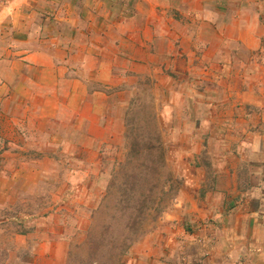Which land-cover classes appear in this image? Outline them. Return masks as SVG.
Here are the masks:
<instances>
[{"label":"crops","instance_id":"0c3cea01","mask_svg":"<svg viewBox=\"0 0 264 264\" xmlns=\"http://www.w3.org/2000/svg\"><path fill=\"white\" fill-rule=\"evenodd\" d=\"M25 1L39 5L37 0ZM117 1L40 0L42 5L33 10L38 21L27 18L37 24L18 41L20 47L14 52L0 45V200L5 204L12 205L36 187L44 179V164L54 162L56 155L63 154L69 168L72 160L78 162L79 183L96 180L102 154L121 149L125 112L140 80L150 77L156 98L163 92L166 98H180L175 88L187 81L171 82L167 72L187 76L203 65L205 53L189 47L190 36L169 15L174 8L190 12L191 0ZM197 1L198 11L204 13L212 0ZM259 5V0L247 2L246 24L252 28L246 39L223 33L224 39H239L247 51L257 50L264 38V31L253 30L254 24H264ZM223 8L215 5L214 16L208 18L216 26ZM213 38L220 42V32ZM212 53L222 54L221 48ZM256 100L245 98L251 105ZM34 138L35 143L30 140ZM30 150L37 154L29 155ZM221 150L213 160L211 189L204 171L182 170L183 185L172 210L160 220L163 226L130 248L128 264H173L174 254L196 240L207 253L202 264H264V142ZM48 151L54 154L52 159ZM76 152L77 157L72 156ZM182 156L176 162H183ZM69 172L63 182L69 184L64 198L71 204L77 177L72 169ZM82 186L83 200L72 203L80 219L75 229L81 232L87 229L81 221L92 208L90 200L100 194L99 188ZM188 222L191 233L184 229ZM66 229L56 220L15 235L20 247L31 243L26 263L66 264L70 240Z\"/></svg>","mask_w":264,"mask_h":264},{"label":"rangeland","instance_id":"374dc122","mask_svg":"<svg viewBox=\"0 0 264 264\" xmlns=\"http://www.w3.org/2000/svg\"><path fill=\"white\" fill-rule=\"evenodd\" d=\"M37 1L39 5L33 3L32 6L25 0H0L1 46L6 44L8 48H14V52L20 47L18 41L26 35L30 25L36 26L35 21L39 19L33 10L36 11V8L40 7L43 2ZM118 1L132 3L133 0ZM178 1L180 0H173L177 4ZM217 1L216 4L213 0L210 4L208 3V8L204 13L198 11L200 5L197 0H191L190 12L182 9L179 12L175 8L169 12V15L176 18L181 31L187 32L190 36L189 47L197 49L198 53H205L203 65H199V69L188 72L187 76L178 72H167L171 82L177 81L178 78H182L181 81L184 79L187 81V85L175 88L180 91V98H166L165 92L160 95V98H156V95L150 91V77L145 76L140 80V88L136 96L130 98L129 104L133 103V109L129 110L128 104L125 112L124 135L126 129L130 127L126 125V121L133 115L136 123L139 121L142 124V120L145 119L152 121V127H156L161 136L166 150L165 161L169 159V162H166L165 172L172 176L174 186L170 206L158 214L151 211L147 215L141 236L129 247L121 260L104 255L96 257L93 262L87 254V231L96 225L106 224L109 219L107 214H103L97 217L96 221L92 213L99 205L105 187L111 178V172L116 163L114 158L116 156L121 158L117 161L125 159L126 140L123 138L119 153L115 150H107L106 154H102V165L97 179L88 183L78 181L81 174L78 162L72 160V166L69 168L63 154L56 155L54 162L44 164V179L23 196L14 199L13 204H10L12 207L9 203L5 204L4 199L0 200V264H27L26 261L30 259L31 254V243H28L26 247H20L18 241L15 240V235L24 234L34 227H46L48 223L56 220L66 224V234L70 239L66 264H128L130 248L146 234L157 230V227L162 225L160 220L164 214L172 210L178 191L183 185L181 176L183 169L184 172H188L186 168L189 167L191 172L197 169L204 171L209 179L206 187L211 189L214 172L213 160L215 156L221 155L222 148L236 147L237 144L250 142L260 144L261 140L264 142V38L260 40L259 48L253 52L247 51L245 44L239 39L236 42L224 39L223 33H235L243 39H246L250 33L252 26L246 24L248 0ZM259 3L263 10L260 15L264 20V0H259ZM215 5L224 7L218 26L208 19L214 16L212 9ZM30 17L35 21L28 22L27 18ZM233 18L236 21L230 27V21ZM253 30L256 33L263 32L264 24H254ZM219 32L221 41L217 42L213 36L214 33L218 36ZM217 47L221 48L222 54L212 53ZM201 68L203 70H200ZM245 98H257V100L251 105L245 101ZM139 125H135L136 130L141 129ZM185 130H190L191 133L181 134ZM30 140L33 143L36 142L35 138ZM215 150L216 154H214ZM45 153L50 155L51 159L53 158L51 156L54 154L51 151ZM36 154L35 150L29 151L31 156ZM77 155L76 152L72 156L77 157ZM181 156L183 162L182 160L176 162ZM68 169H72V176L77 177L73 182L77 183H72V195L74 194L72 203L77 204L83 200V195L80 197L79 190L82 189V185L89 184L93 189H100L99 196L93 202L90 200L92 208L88 211L87 218L81 221L87 228L83 232L75 229L80 222L79 212H76L72 203L68 204L64 198L69 184L63 181L71 173ZM239 175L242 180V170ZM63 190L65 195H62ZM76 194L79 195L76 197ZM108 207L107 213H111L114 202L108 201ZM109 222L111 225L115 224L116 229L120 226L114 220ZM184 229L191 233L192 223L185 224ZM183 247L177 255L174 254L173 264H202L201 261L207 253L206 250H202L197 240Z\"/></svg>","mask_w":264,"mask_h":264},{"label":"trees","instance_id":"16d2710c","mask_svg":"<svg viewBox=\"0 0 264 264\" xmlns=\"http://www.w3.org/2000/svg\"><path fill=\"white\" fill-rule=\"evenodd\" d=\"M129 106V110L133 109V103ZM135 120L132 115L126 121L130 127L124 135L125 159L114 164L105 192L92 213L96 221L103 214L109 216L106 224L87 231V254L93 262L104 255L121 260L141 236L147 215L151 211L158 214L170 206L174 186L172 176L165 172L166 150L161 136L152 127V121L145 119L142 124L138 121L139 125ZM135 125L141 129L136 130ZM108 201L114 202L111 213H107ZM111 220L119 228L111 225Z\"/></svg>","mask_w":264,"mask_h":264}]
</instances>
